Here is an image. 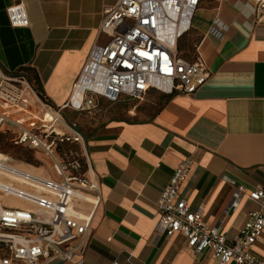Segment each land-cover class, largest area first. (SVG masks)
Here are the masks:
<instances>
[{
  "label": "crops",
  "instance_id": "1",
  "mask_svg": "<svg viewBox=\"0 0 264 264\" xmlns=\"http://www.w3.org/2000/svg\"><path fill=\"white\" fill-rule=\"evenodd\" d=\"M116 1L0 0V68H31L47 102L63 104L92 46L107 42L99 29ZM16 2L26 10V27L8 20L6 8ZM253 9L250 0H200L176 47L183 59L203 62L206 83L189 95L149 89L125 117L101 119L86 134L79 127L101 200L84 253L41 264H219L208 250L193 254L180 233L158 235L156 202L174 168L190 157L179 197L206 224L232 240L257 209L245 194L235 197L240 186L264 185V21L255 22ZM216 19L220 33L210 31ZM185 43L189 57L179 51ZM103 101L96 99V111ZM251 251L264 261V230Z\"/></svg>",
  "mask_w": 264,
  "mask_h": 264
},
{
  "label": "built area",
  "instance_id": "2",
  "mask_svg": "<svg viewBox=\"0 0 264 264\" xmlns=\"http://www.w3.org/2000/svg\"><path fill=\"white\" fill-rule=\"evenodd\" d=\"M250 1L255 22H263L264 0ZM199 3L117 0L105 8L99 32L108 40L92 46L69 97L59 106L42 98L23 72L0 68V138L7 135L13 145L39 153L43 170L30 171L26 163L0 151V264L71 261L84 253L101 192L89 173L85 138L64 112L94 110L97 98L141 99L149 89L195 93L210 72L201 60L180 57L176 43L190 30ZM6 13L11 26L29 25L21 2L7 6ZM221 28L216 19L210 31L220 33ZM191 166L190 157L182 160L160 191L157 234L180 233L193 254L208 250L219 264H264L251 251L264 230V185L236 189L235 197L245 194L257 209L248 211L238 235L228 240L217 225L203 221L200 210L179 197Z\"/></svg>",
  "mask_w": 264,
  "mask_h": 264
},
{
  "label": "rangeland",
  "instance_id": "3",
  "mask_svg": "<svg viewBox=\"0 0 264 264\" xmlns=\"http://www.w3.org/2000/svg\"><path fill=\"white\" fill-rule=\"evenodd\" d=\"M180 47L182 49L180 50L179 48L180 53L184 54L185 56L187 55L188 57L192 55V51L188 43H185L183 45L180 44ZM138 101H140V99L132 98L129 96H127L125 101L120 102H109L105 100L100 106L101 111H96L95 109L85 111L70 110L66 111L64 117L67 121H75L80 129L86 134L87 132H90L95 127V124L97 122H100L101 119L125 117L128 107L137 103ZM6 134L9 133L6 132ZM0 151L5 152L8 155L26 163L27 165H23L26 169L38 173H43V170L39 168L41 164L40 159H42L41 155L37 152L29 151L13 145L10 142V137L7 135H4L2 138H0ZM22 151L28 152V156H26L27 159L20 156V153ZM33 167H36L37 169Z\"/></svg>",
  "mask_w": 264,
  "mask_h": 264
},
{
  "label": "trees",
  "instance_id": "4",
  "mask_svg": "<svg viewBox=\"0 0 264 264\" xmlns=\"http://www.w3.org/2000/svg\"><path fill=\"white\" fill-rule=\"evenodd\" d=\"M18 71H21L24 74H26V76L28 77L29 81L32 82V84L35 86V88L37 89V91L40 94V96L47 101V99H46V97L44 95V92H43L42 85L40 83V80H39L37 74L31 68H27V67L21 68ZM20 156H22L25 159H27L26 156H28V152L22 151L20 153Z\"/></svg>",
  "mask_w": 264,
  "mask_h": 264
},
{
  "label": "bare ground",
  "instance_id": "5",
  "mask_svg": "<svg viewBox=\"0 0 264 264\" xmlns=\"http://www.w3.org/2000/svg\"><path fill=\"white\" fill-rule=\"evenodd\" d=\"M33 168H35V167H33Z\"/></svg>",
  "mask_w": 264,
  "mask_h": 264
}]
</instances>
